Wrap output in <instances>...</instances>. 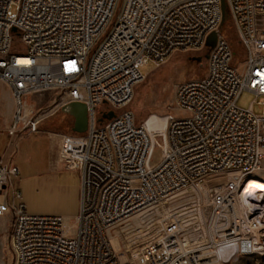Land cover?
<instances>
[{
    "label": "built area",
    "instance_id": "built-area-1",
    "mask_svg": "<svg viewBox=\"0 0 264 264\" xmlns=\"http://www.w3.org/2000/svg\"><path fill=\"white\" fill-rule=\"evenodd\" d=\"M223 1L244 48L243 72L220 30ZM213 32L205 76L176 90V105L189 116L166 115L160 145L123 110L141 69L207 48ZM0 78L14 95L12 135L21 122L38 127L23 107L27 95L53 91L57 103L85 104L88 117L86 132L64 135L60 156L81 188L74 213L30 215L23 203L12 205L10 188L22 197L11 181L20 169L0 163V221L13 214L11 264H227L222 250L231 246L264 255V188L252 209L240 201L264 161V0H0ZM246 90L256 98L244 109L237 101ZM112 110L116 116L102 121ZM215 177L210 242L203 243L195 235L198 207L162 213L160 206ZM134 216L142 228L125 239L110 234Z\"/></svg>",
    "mask_w": 264,
    "mask_h": 264
},
{
    "label": "rangeland",
    "instance_id": "rangeland-1",
    "mask_svg": "<svg viewBox=\"0 0 264 264\" xmlns=\"http://www.w3.org/2000/svg\"><path fill=\"white\" fill-rule=\"evenodd\" d=\"M122 1L123 0H119V6L122 4ZM220 30L229 40L235 52L234 65L238 68L239 72H243L245 67L243 62L244 48L242 47L236 26L232 18L229 16V13L225 21L222 23ZM97 47L98 44L94 47L92 53L96 51ZM209 51L210 49L208 47L201 51H177L161 64L154 65L153 63H150L149 65L142 67L141 71L144 74V78L135 85L133 98L123 110L131 111L134 114L136 121L140 124L147 123L148 121L156 122L158 127L154 130V134L157 136V141L160 145H162V132L166 129L165 116L168 114H173L177 118L189 116L187 111L177 107L176 90L183 81L199 79L205 76L208 65L206 55L209 54ZM3 86L10 88L0 78V129L5 128L2 127V121L7 118L9 121V127L7 128H9L10 133L13 127V119L11 118L15 112V100L14 95L11 96L12 103L4 96ZM50 93L55 92L50 91ZM39 98L40 94L24 96L22 99L23 107L32 108L33 106L37 107V105H44V101H39L38 104L37 100ZM255 98V94L246 90L239 97L237 105L241 108L247 109ZM45 107L46 106L44 105L42 108ZM42 110L38 111V114L42 113ZM253 110L257 114L262 112L258 104L253 107ZM59 113L64 114L61 111ZM65 115L66 114H64V116ZM101 119L102 121L107 120L103 115H101ZM74 120L75 119H72L67 115L65 121L66 125L64 127L67 133H74ZM55 121L58 123L60 120L55 118ZM6 133H8V131ZM25 149L26 146H21L20 153L15 157V164L19 166L20 174L18 177H13L11 179L14 189L20 191L22 197L21 199L15 200L13 197V188H10L9 202L16 206L23 203L27 214L30 215H65L68 213L69 207L75 206L79 209L81 191L72 186H65L59 190L52 178L42 174L40 168L35 169L34 166L26 164ZM2 153L3 150L0 152V155H2ZM9 156L10 152L6 155L3 162H7ZM160 157L161 149L157 148L155 150L153 161H159ZM69 170L70 169L67 166L64 167L63 176L66 177V182H72L73 180V178L68 175ZM209 179L210 178L204 179L203 182L196 187L198 188L200 185H203V183L207 182ZM213 179L217 184L220 181L219 177ZM250 181L264 183V161L262 168L250 178L249 182ZM196 194L198 196H196ZM200 196L201 195L196 188L193 187L191 189L190 187L181 196V198H183L182 200H170L162 204L160 208L166 206L169 209H173L180 208L182 205L193 206V208L198 207L196 211L198 217L197 222H199V225L202 227L199 229L200 232L195 233V235L198 236L205 233L203 239L206 241L210 237L209 218L212 212V204L210 200ZM201 206L206 213L203 218L199 211ZM12 225L13 214L8 212L0 221V264H11L13 260L11 245ZM112 244L116 252L122 250L119 238H114ZM222 258L227 264H264V255H240L238 252L236 253V249L233 246L222 250ZM121 261L125 262L124 257H121Z\"/></svg>",
    "mask_w": 264,
    "mask_h": 264
},
{
    "label": "crops",
    "instance_id": "crops-1",
    "mask_svg": "<svg viewBox=\"0 0 264 264\" xmlns=\"http://www.w3.org/2000/svg\"><path fill=\"white\" fill-rule=\"evenodd\" d=\"M3 87L4 96L12 103L11 96L13 95V92L11 88H8L7 86ZM57 100V93L45 92L40 94V98L37 100L38 104L39 101H44L45 108H42L44 105H37V107L33 106L32 108L28 107L30 109V113L27 114L28 118L36 117L38 121V127L36 130H31L29 127H26V122H21L17 127V132L12 135L9 133V128H7L9 127L8 119L5 118V120L2 121V127L5 128L0 129V152L3 150L2 155H0V163L15 164V157L20 153L21 146H26V164L34 166L35 169L40 168L42 174L52 178L59 190L65 186H72L81 191L80 184L77 181L66 182L63 176L60 156L64 135L70 134L67 133L64 128L66 125L65 121L67 115L72 119H74V116L65 109L67 104L64 101L57 103ZM40 110H42V113L38 114V111ZM60 111L66 115L64 116V114H60ZM14 114L15 112L11 119H14ZM55 118H58L60 121L57 123ZM7 131L8 133H6ZM9 152L10 156L8 161L3 162ZM216 185L217 183H215L212 178L198 188H194L198 190L201 195L200 197H205L211 201ZM68 209V213L65 215H70L77 210L75 206L69 207ZM170 211L171 210L166 206L161 208L162 213H168ZM199 211L203 218L206 213L202 206L199 208ZM142 227L143 225L139 216H134L132 219L118 225L113 230V235L118 234L125 239L130 232ZM204 235L205 233L199 238L201 239L200 241L203 243L210 242V237L206 241L203 239Z\"/></svg>",
    "mask_w": 264,
    "mask_h": 264
},
{
    "label": "water",
    "instance_id": "water-1",
    "mask_svg": "<svg viewBox=\"0 0 264 264\" xmlns=\"http://www.w3.org/2000/svg\"><path fill=\"white\" fill-rule=\"evenodd\" d=\"M222 11H223V22L225 21L228 10L225 1L222 2ZM218 34L213 32L207 40V47L209 49L213 48L216 44ZM206 58H209V54L206 55ZM65 109L69 111L74 116V133H84L88 129V117H87V108L85 104L80 102H71L66 105ZM116 116L115 111H110L107 115H104V118L112 119Z\"/></svg>",
    "mask_w": 264,
    "mask_h": 264
},
{
    "label": "bare ground",
    "instance_id": "bare-ground-1",
    "mask_svg": "<svg viewBox=\"0 0 264 264\" xmlns=\"http://www.w3.org/2000/svg\"><path fill=\"white\" fill-rule=\"evenodd\" d=\"M133 98V97H132ZM30 113V109L27 107L26 108V114H29ZM166 123V126H167V122ZM145 126L147 127V129L152 132V133H155V129H157L158 127V124H156V122H147V123H144ZM157 125V126H156ZM206 183V182H205ZM204 184V183H203ZM198 186V185H197ZM193 187H196V186H192L191 189ZM258 187L260 188H264V183L262 182H258V181H250L245 187L244 189L242 190V192L240 193V201L241 203H243L248 209H252L254 206H255V198L259 196L258 194ZM186 190L183 192L185 193ZM188 192V191H187ZM196 196H198L196 194ZM172 204V203H171ZM175 204V203H174ZM133 217H131L130 219H132ZM129 220V219H128ZM127 221V220H126ZM125 222V221H124ZM123 223V222H121ZM121 223H118L116 224L115 226L111 227L109 229V232L111 235H113V230L118 226L120 225ZM259 255H261V253H258Z\"/></svg>",
    "mask_w": 264,
    "mask_h": 264
},
{
    "label": "flooded vegetation",
    "instance_id": "flooded-vegetation-1",
    "mask_svg": "<svg viewBox=\"0 0 264 264\" xmlns=\"http://www.w3.org/2000/svg\"><path fill=\"white\" fill-rule=\"evenodd\" d=\"M208 59V58H207Z\"/></svg>",
    "mask_w": 264,
    "mask_h": 264
}]
</instances>
